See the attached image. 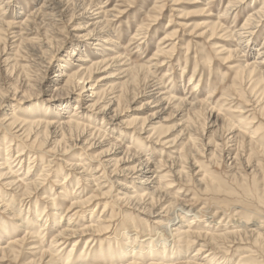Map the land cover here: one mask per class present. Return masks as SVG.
Segmentation results:
<instances>
[{"label": "rangeland", "instance_id": "1", "mask_svg": "<svg viewBox=\"0 0 264 264\" xmlns=\"http://www.w3.org/2000/svg\"><path fill=\"white\" fill-rule=\"evenodd\" d=\"M2 1L0 0V120L11 112L17 118H35L46 113L47 109L48 117L57 120L67 113L72 114L75 112V106H78L76 119L91 128L102 129L108 136V139L101 136L91 139L86 150H83L85 141L80 143L76 136H66V147L61 146L58 153L52 151L45 156L44 161H35L29 175L27 157H23L22 166L20 164L15 167L17 162L13 164L14 175L18 176V179H24L26 182L31 181V178L37 179L42 173L43 163L52 160L53 172L65 168L64 173H72L65 186L68 192H73L74 198L77 197L81 201L89 199L96 190V185L101 184L99 188L103 193L113 188L110 196L124 199L125 193L130 192L128 195H131L132 191L142 193V190H145L142 180L135 179L131 174V170L139 163L140 154L149 158L152 164H160L161 160L172 162L181 154L189 160L186 164H181L179 160L176 165L167 168L159 165L161 171L157 177L152 178L150 187L154 188L149 192L155 191L157 186L164 188L167 183L173 182V185L171 189L155 192L157 198L166 194L167 196L160 205L152 209L153 215L149 216L148 213V209H151L149 205L146 206L148 199L145 200L146 203L139 204L120 202L115 208L116 219L111 223H104L111 220L109 218L115 205V201L112 202L108 197L94 198L83 209L68 210L69 203L75 200L65 195L60 187L64 184V175L61 178H57L59 174L50 175L45 180L43 189L30 192V198L23 196L18 186H5L11 179H0V221H5L9 228L15 231L9 237H1L0 247L7 248L13 240H21L26 232L30 235L22 247H15L16 252L21 253L17 260L9 253L0 254V264H95L93 261L98 259L102 264H128L126 260L135 256L137 264H145L152 259L148 253L150 250L147 249V242L153 240L156 242L155 246H162L166 254L171 256L173 250L177 253L166 262L170 264H242L239 262L242 254L248 256L245 264H264V240L255 243L257 233L264 238V101L259 91L261 85L249 79L246 72H240V67L248 63L258 65L263 62L261 66L264 68V59H260L258 55L260 47H264V19L254 30L250 41L246 42L244 38L248 34L245 32L241 37L235 34L234 39L223 33L211 38L210 26L216 24L225 14L229 0H159L158 2L166 5L159 13L155 11V7L161 4L156 5V0H65V14L61 21L56 22L58 19H52L55 13L46 10L47 8L43 10V14L32 20L36 10L52 0H4L1 3ZM240 1L237 9L224 15L221 20L224 26L234 30V33L240 32L247 20L250 19L249 23H252L251 15L264 5V0ZM96 4L98 6L93 9L101 8L110 14L106 18L109 24L106 25L101 15L93 17L94 13H99L93 9L90 14L80 18V13L77 12L79 6L91 7ZM73 13H76L78 18L70 22ZM155 16L157 20H153ZM19 22L21 26L18 30L12 27L13 25L9 26H19ZM102 22L104 27L106 26V33L100 34L99 26ZM173 33L177 34V39L168 40L169 37L166 36ZM104 36H109L106 41L102 38ZM239 38L242 39L241 42L238 41ZM188 41L191 43L189 50L186 48ZM171 43L175 44L173 52L163 56L157 55L158 50L167 52ZM3 50H6L4 55ZM72 50L88 61L100 59L109 63V67L98 71L92 80L87 81L86 86L97 83L96 91L107 99L121 94L124 96L120 115L114 122L101 120L103 115L99 114V107L87 109L95 100L90 93L91 88H87L82 97L79 90H74L70 98H64L60 102L49 101L56 88V76L61 75L63 70L79 68L78 58L71 57ZM35 55L38 61L35 60ZM204 59H210L208 65L204 64ZM29 60H35V63ZM8 65L23 66V69L7 71L11 68ZM149 68L152 70L149 71ZM223 77L225 82L221 83ZM160 81L163 84L157 85ZM153 84L159 89L155 92H158L156 95L162 90L161 94L170 92L177 100L184 99L185 102L198 104L195 103L192 109L185 105L179 106L178 102L170 106L165 103L154 104L150 95V87ZM196 84L197 88L193 89ZM107 99L104 101L109 100ZM106 104L101 103L100 106ZM63 108L66 110L60 111ZM163 108L166 110L163 111ZM135 120H138L137 123ZM143 121H146L147 126H151L147 129L149 133L138 131ZM186 127L192 130H185ZM153 128L157 129L156 132H153ZM257 128H260V131H255ZM4 131L0 130L2 158L9 154L6 150L10 136ZM187 132L197 138L195 144L189 139L187 142ZM151 134L152 139H148ZM158 138L165 144L158 143ZM114 139L118 140L116 147L111 145ZM12 144L20 145L21 142L14 141ZM126 147L131 150L126 152ZM224 147L230 148L228 153L222 152ZM11 149L9 158L13 161L17 152L22 149H16L15 146ZM211 151L215 156L207 159ZM108 154L110 157L105 159L111 158V166L122 160L114 169L125 170L124 175L113 177L110 174L106 180L101 177L102 173L95 174L96 167ZM237 155H240V159H236ZM74 164L83 165L86 173H82V170H77L76 173L67 171L70 170V165ZM178 166L181 167L177 172ZM165 172L171 175L166 182L163 178ZM79 174H83L89 181H82L80 189L77 190ZM204 175L213 177V182L208 181L209 178L202 181ZM90 176H96L95 183H90ZM124 185L131 189L125 190ZM51 194L54 196L50 199H54L52 202L56 205L45 199ZM106 203L108 207L105 209ZM182 203L190 209V212L182 215V220L175 219L173 213L165 212V208L171 204L176 211L179 210ZM4 204L9 206L8 210L3 208ZM136 207L146 215L135 211ZM201 208L206 211L193 219ZM36 209L42 219L44 216L50 217L49 222L45 224L31 221V228L24 226L35 216ZM13 213L18 215V219H15ZM124 215L132 219L137 229L131 228L132 223L127 224L129 228L122 231L119 238L117 236L123 226ZM100 219L102 224L99 225ZM191 220H194V223L189 228L187 226H190ZM168 221H173L169 224L170 228H160L161 222L167 225ZM69 222L70 228L77 233L62 241L53 258L44 256L41 259L40 255H37V248H43L45 251L51 249L50 244L57 235L56 226H66ZM19 224L22 227L18 226ZM44 224L46 227L42 230L41 226ZM103 224L112 226L103 229ZM243 226L247 231L253 230L255 234L236 238L233 243L230 239L223 241L225 245H219L221 248L217 251H214L217 247L209 244L210 238L188 235L191 243L187 246L179 237H175L177 231L204 233L208 230L209 234L217 235L244 229ZM173 230L177 231L172 237L170 232ZM137 232V236L141 237L139 241L142 242L139 247L134 244ZM182 235L186 237L187 233ZM163 236L167 238L168 246L158 241ZM53 247L56 248L55 245ZM119 247L124 250L121 251L122 254L129 253L127 258L120 260L117 255L110 257L109 254L117 253ZM199 249L203 251L200 252ZM71 253L72 260L68 262ZM159 253H162V249L155 254L157 258ZM79 258L86 259V262L81 263Z\"/></svg>", "mask_w": 264, "mask_h": 264}, {"label": "bare ground", "instance_id": "2", "mask_svg": "<svg viewBox=\"0 0 264 264\" xmlns=\"http://www.w3.org/2000/svg\"><path fill=\"white\" fill-rule=\"evenodd\" d=\"M76 1H78V0H76ZM158 1L159 0H156L155 4L157 5L158 3H160L161 5L156 6L155 7L156 8L155 11L157 10V12L159 13V12L163 11V9L165 8L166 5L165 4H162L161 2H158ZM3 2H4V0L1 3H3ZM240 3H241L240 0H229L228 4L226 6V10L224 12L225 14H223V16L226 15V14H228V13H230L232 10L233 11L236 10L237 9L236 7H238V5ZM0 6H1V4H0ZM66 6L67 5L65 3V0H52L49 4H47V2H45L43 4L42 8H38L36 10V12L34 11L35 12V15L32 18V20H35L36 17H37V15L43 14L44 13L43 10L47 8L46 10H48V11H50L52 13L53 12L55 13V15H54L55 18L54 17L52 18L53 20L58 19V20H55V22L56 21H61V19L63 18L64 14H65L64 12H65ZM97 6H98L97 4L94 5V6H91V7L90 6L85 7V6L81 5V6H79V9L77 10V12H78V14L80 13V15H79L80 18L81 17H85L86 15H88V14L91 13V10L94 7H97ZM93 10H96L94 12H99L97 14L94 13L93 14V17L96 16V15H101V19L106 23V25L109 24L108 21L106 20V18L109 17L110 14L107 11H102L101 8H97V9L95 8ZM46 16H47V11H46ZM223 16H221L219 18V20H218V22L216 24H212L210 26V29L209 30H211V32H212L211 38H214L215 36H217L218 33H223L224 35H227L228 38H233L234 39V37L236 36L235 34H237L238 37H241V34L245 32L248 35L244 39H245L246 42H248V41H250L251 37L253 36L254 30L258 27V24L264 19V5H263V7L259 8V11H257L255 14H252L251 15L253 17V22L252 23H249L250 22V19L247 20L243 24L242 28L240 29V32H238V33H234V30H231L230 28H227V27L224 26V23H222V21H221L223 19ZM150 17H152V16H150ZM76 18H78L76 16V13H73L71 15L70 22H72ZM153 20H157V16L153 17ZM104 22H102V24L99 26V27H101L100 28L101 29L100 34L106 33L105 32L106 31L105 30L106 29V26L104 27V24H103ZM97 23H99V22H97ZM20 24L21 23L19 22V26L18 25H14V24H10L9 26L13 25L12 27H14L15 29L18 30V29H20V26H21ZM7 25H8V22H7ZM25 26H27V25H25ZM22 31H23V29H22ZM94 31H96V29ZM94 31L92 33H94ZM204 33H206V32H204ZM108 37L109 36H104L102 38L105 40V39H108ZM166 37H169L168 40L177 39V34L176 33L169 34ZM1 40H2V38L0 37V41ZM107 41H109V40H107ZM238 41L241 42L242 39L239 38ZM3 45H4V43H3ZM190 46H191V43H190V41H188L187 42V46H186L187 50H189V47ZM77 47H78V45H77ZM170 47L171 48L167 52L166 51H163V50H158L157 55L160 54L161 56H163V55L167 54L170 51L173 52L174 51L175 44L171 43ZM262 50H264V47L263 46L260 47V50H259V53H258L260 59H264V56H262V54H264V52H261ZM5 51L6 50H3V52H2L3 55H4V52ZM235 51H237V49ZM75 56L78 58L77 59V62H80V64L78 65L79 68L77 70H74V69L73 70H63V71L60 72L61 75L56 76L58 78V80L56 82L57 83L56 84V88L53 91V94L54 93L55 94L54 95L52 94V96L50 97L49 101H55V102L58 101V102H60L64 98H68V97L70 98L74 94V92L76 90H79L80 91V94H81L80 97H82L83 92L86 91L87 88H91V92L90 93L92 94V97H95V100H93L94 103L92 105H90L89 107H87V109H90V108L91 109H94L96 107H99V108H97L98 111H99V114L103 115L101 120L107 119L109 122H114L115 120L118 119V117L120 115V107H121V104L123 103L124 96L121 94V95H119L117 97H113L111 99L108 98L109 99L108 100L106 97H104V95L102 96L98 91H96V89H97L96 88L97 83H95V84H88L86 86L87 81L92 80L93 76L98 71H100L102 69H105V68H108L109 67V63L106 60L103 61V60H100V59H98L96 61H88V60L84 59V57H82V55L76 54L75 53V50H72L71 51V57L73 58ZM35 58H36L35 59L36 61L39 60L36 55H35ZM118 59H116V62L118 61ZM9 60H7V61H9ZM35 60H29V61L30 62L31 61L34 62ZM209 60L210 59H204V64L205 65H208L209 64ZM7 61H5V63H7ZM88 63H90V65ZM157 64H158V62L155 63V67L157 66ZM249 64L250 63L245 64V65L243 64L240 67V72H243V73L246 72L247 75H248V77H249V79H252L257 84L261 85V89L259 91H260V93L262 95L261 97H262V99L264 101V68L261 66L263 64V62H261L258 65H249ZM16 65H13V66H9L8 65L11 68L8 69L7 71H11L12 70V72H13L14 70L17 71V68L18 69H21L23 67V66H20L19 67V65L17 67ZM147 69L148 68H146V71H147ZM150 70H152V69L149 68V71ZM20 71H22V70H20ZM194 74H195V71H194ZM194 74L192 75V78L194 77ZM11 75H12V73H11ZM149 75H151V74H149ZM153 75H151V76H153ZM192 78H191V80H192ZM220 81H221V83L225 82V78L223 77L222 80H220ZM15 82L16 81H14V83ZM160 83H161V81L159 83H156V84L158 85ZM161 84H163V83H161ZM155 86L156 85L153 84L150 87V92H151L150 95H151V98H153V103L154 104L157 103L159 105H162V104L165 103L166 105L170 106V104H172L174 102H178V105L179 106L185 105L186 107L187 106L189 107L188 109H192L195 106V103H197V102H195V103L185 102V101H183L184 99L177 100L170 92H165V93H162L161 94V91L162 90L159 91V93H160L159 95H156L158 92L157 93H155V92L158 91L159 89H157V87H155ZM197 86H198V84L194 85L192 88L195 89V88H197ZM16 91H18L17 90V87H16ZM4 98H6V96ZM104 99L105 100L107 99L108 101H104ZM101 103H107V104L106 105H103V106H100ZM59 106L61 107L62 105H59ZM58 109H60V108H58ZM78 109H79L78 106H75V110H74L75 112H73L72 114H70V113L68 114L67 113L66 116H64L61 119H57V120H53L50 117H48L49 116L48 109H47V112L44 113L43 115L37 116L35 118H27V119L17 118V117L14 116V114L12 112L10 114H6L7 116L3 120H0V130L2 129L4 131L6 129L5 130L6 133L10 136V139H8L9 141L7 142L8 146H7V150H6V153H9V154H6L5 155L6 156L5 158L4 157L2 158L0 156V171L5 170V172H0V179H11L10 181H8V182L5 183V186H7V187L18 186L17 188L18 189H21V192L23 193L22 195L30 198L31 197L30 196V194H31L30 192L31 191L36 192L39 189H43V184H44L45 180L50 175L59 174V176L57 178H61V176L64 175L63 176V179L65 181H64V184H61L60 187H62V190H63V192H64L65 195L70 196L71 198H73L75 200V201H72V202L69 203L70 206H69L68 210H73V209H76V208H82L83 209L84 206H87L94 198H97V197H108L107 199L112 200V202L115 201L114 202L115 203L114 208L112 209L111 216L109 218L111 220H108L107 222H104V223H111L112 220H115L116 219L115 216H114V213H116L115 208H116V206L120 205V202L127 203V204L128 203H132V202H134V203L136 202V204H139V203H143V202L146 203L145 200L148 199L146 206L148 207V205H149L151 207L150 210L148 209V211H149L148 213H149V216L150 215H153L154 213H153L152 209L154 210L155 207H157L158 205H160L163 202V200L165 199V197L167 196V194H166V195H162L159 198H157V197H155V192L156 191H163L164 189H169L173 185V182L172 183H167L164 188L163 187H160V186H157V188H156L155 191L149 192L150 189L154 188V187H150L151 184H152V182H151L152 178L157 177L159 171H161L159 169V165L161 164L162 165L161 167H166L167 168L170 165H172V166H173V164L176 165L177 164V161H179V160H180V163L181 164H186L188 162V160H189L186 156H182V154H181V155L178 156V159L177 160L174 159L172 162H171V160H170V162H167V161L166 162H162V160H161V161H159L160 164L159 163L152 164V162H151V160L149 158H146L145 155H141L140 154L139 155V163L133 168V170H131V174L133 175V177L135 179L142 180L141 183L145 186V188H144L145 190H142L143 191L142 193L132 191L131 192L132 193L131 195H128V193H130V192L125 193L124 194V197H125L124 199L117 198V196H110V195H112L111 193L113 191V188H110L109 191L103 193L102 192V189L99 188V186L101 184L96 185V190L92 193V196L89 199H86V200L81 201V199H78L77 197L74 198L72 196L73 192L72 193L71 192H68L67 191V187L65 186L66 181H68L69 177L72 176V173L71 172L70 173H67V174H66V172L64 173L63 171H66L65 168H59V170H56L55 172H53L52 171V168H51V166L53 164L52 160H49L48 162L45 161L43 163L44 165H43V170L41 171L42 173L40 175H38V178L37 179L31 178L30 179L31 181L26 182L24 179L23 180H20V179H18V176L16 177L14 175V171H13V168H12L13 167V164H15L17 162V164L15 165V167H17L20 164L22 166L23 157H27L28 158V161H29L28 162L29 163V166H28V172H27V174L29 175L30 174V171H31V166L34 164L35 161H44L45 160V156H48L49 153H51L52 151L55 152V153H58L60 147L65 144L66 136H69V137L70 136H76L77 140L80 141V143H82L83 141H85V143H83V150L84 149L85 150L88 149L89 146H87V145H88V143H90L89 141L91 139H94V138H97V137H100V136L103 137V139H108V136L106 135V132L105 131H102V129H96V127L91 128L90 125H86L85 123L77 120L76 119V115H77L76 111ZM263 109H264V106H263ZM65 110L66 109L63 108L60 111H65ZM164 110H166V108H163V111ZM211 110H210V112H211ZM137 121L138 120H135V123H137ZM132 124H134V123H132ZM132 124H130V125H132ZM127 127H134V126H127ZM150 127H151L150 125L149 126L146 125V121H143L142 125L139 126L138 131L140 133L147 132V129L150 128ZM186 129L188 131H191L192 130L190 127L189 128L186 127L185 130ZM156 130H157L156 128H153V132H156ZM255 131H260V128H257ZM147 133H149V132H147ZM187 135H188L187 142H188V139H189V141L192 144H195L197 138H194V134H192L190 132H187ZM151 137H152V134L149 135V138L148 139H152ZM233 138L235 139L236 136H234ZM158 139H159V140H157L158 143L159 142H162V143L165 144V142H163L161 138H158ZM5 141H7V137L5 138ZM14 141H19V142H21V144L20 145L12 144ZM117 142H118V140L117 139H114L112 141V143H111L112 147H116L117 146L116 145ZM173 143H175V141H173ZM215 144H217V143H215ZM12 146L13 147L15 146L16 149H22V150H20V151L17 152L16 158L13 161H12V158H9V156L11 155L10 153L12 151V149H11ZM64 146L66 147V145H64ZM73 146H77V145H74L73 144ZM216 146H215V148H216ZM50 147H51V149H49ZM192 147H194V146H192ZM130 150H131V148H129V147H126L125 148V151L126 152H128ZM229 150H230V148H228V147L222 148V152L228 153ZM25 152H26V154H25ZM214 154L211 151V154H209L206 158L209 159L210 156L212 157ZM109 157L110 156L108 154L104 158H102V160L100 161V163L96 167L97 170H96L95 174L102 173L101 177L105 178L106 180H108V177L110 176V174L113 177H116V175L119 176V177L121 175H124L125 170H123V171H120V170L119 171H116L115 170L116 167L118 166L119 162L121 163L122 160L116 161L117 163H115V164H113V166H111V162H112L111 161V158L110 159H105V158H109ZM236 159H240V155H237L236 156ZM70 166H71V168H69L70 170H67V171H74L76 173L77 170H82V173H86V169H85V167L83 165L74 164V165H70ZM179 167H181V166H178L177 167V172H178V168ZM169 168H171V167H169ZM200 168L201 167H199V171L201 170ZM63 169H65V170H63ZM182 171H184V170H182ZM179 173H181V172L179 171ZM169 174H170L169 172H165V175L163 176V178H165V182L166 181H169L167 179V178H169L171 176V175L169 176ZM79 175H80V177L77 180V185H78L77 190L80 189L79 187L81 186V182L82 181H89V180L85 179L82 176L83 174H79ZM90 177L92 179V180H90V183H92V184L95 183L96 180H94V179L96 178V176H90ZM205 178H209L208 181H211V182H213V179H214L213 177H208V176H205L204 175L202 181H205L206 180ZM56 180H58V179H55V181ZM55 181H54V184H55ZM57 182L60 183L59 181H57ZM150 182H151V184H150ZM124 186H125V188H124L125 190L131 189L127 185H124ZM53 196L54 195L51 194L48 198H45V199L49 200V202L50 201L52 202V201H54V199H50V197H53ZM115 198H116V200H115ZM78 200H80V201H78ZM0 203L2 204V202H0ZM52 204L53 205H56V203H54V202H52ZM2 206H3V208L5 210H8L9 209V206L8 205H5L4 204ZM107 207H108V203L105 204V209ZM173 208H174V205L171 204L170 206H168V208H165L166 209L165 212L168 213V214L169 213H173V216H174L175 219L182 220V215L185 212L186 213L190 212V209H188V207L184 203H182L181 206H179V210H177V211H176V208H174V209ZM135 209H136L135 211H140L141 212V209L138 210L137 207ZM203 209H205V208H201L200 210H198L196 212V214H195V217L193 219L197 218L198 215H200L202 212L206 211V210H203ZM34 211H35L34 212V215L35 216L33 218H30V220L28 222H26V224L24 226H28L29 228H31V225L33 224V223H31V221H33V222H44L45 224L49 222V220H50L49 218L50 217L44 216V218L42 219L41 216L38 215V210L36 209ZM21 212H22V209H21ZM44 213H46V210L44 211ZM141 213L145 214L144 212H141ZM13 216L16 217L15 219H18L17 218L18 215H16V214L13 213ZM73 216H75V214H73ZM122 219H123V226L120 229L119 236H117L119 238H120L121 232L122 231H125V230H127V228H129L128 227L129 225H127V224H131L133 222L131 218H129L128 216H125V215H124V217ZM170 222H173V221H168L167 225L166 224L163 225V223L161 222L160 223V225H161L160 228H164V229L170 228L169 227ZM98 223H99V225L102 224L101 219H100V221ZM133 223H132V227L131 228H136V226ZM193 223H194V220L193 221L191 220V222H189V225L190 226H187V227H189V228L192 227L191 225ZM45 224L43 226H41V229L42 230H43V227H46ZM36 225H35V227H36ZM0 226H1L0 227V230H1L0 231V233H1L0 234L1 235L0 236V241L3 238L2 236L5 235V236H8L9 237V236H11V235H13L15 233L14 230H11L9 228L8 224L5 221H3V222L0 221ZM18 226L22 227L21 224H19ZM111 226H112L111 224L104 225V227H102V228L103 229H109ZM88 227L91 228V226H88ZM207 227L209 228L210 225H208ZM244 227L245 226H243V228ZM56 228H57V230H56V232H57L56 234L57 235L54 237V240L52 241V244H50L51 245V249L45 251L43 248H40V247L37 248V255H40V258L41 259H43L44 256H49L50 258H53L54 257V254L58 251L57 248L60 247L62 241H65L66 238H67V236H74V234L77 233L72 228H70V222L66 226L57 225ZM115 228H116V226H115ZM176 231L177 230H173L172 232H170V234H171L172 237L175 236V235H172V234H174V232L176 233ZM82 233H84V232H82ZM182 233H187L186 237H182L183 236ZM137 234H138V232L135 234V237H134L135 247H139L141 245V243H142V242L139 241L141 237H138ZM214 234H216V233L209 234V231L208 230L207 231H204V233H198V232L190 233L189 231H187V232L177 231L175 237H179L180 238L179 240L182 241L183 243H186L187 246L190 245V243H191L190 238L187 237L188 235H192V237H195L196 236L197 238L202 237V236L205 237V238H207V239L210 238V243L209 244L210 245L212 244V245H214V247H217V248H214V251L215 250L217 251L218 249L221 248L219 245H225L224 243H222L223 241H227V240L230 239V240H233V241H231L233 243L236 240V238H242L243 236L244 237L253 236L255 234V232L253 230H248L247 231V229L244 228V229L236 230V231H230V232L229 231L228 232L226 231L223 234L222 233L221 234H217V235H214ZM258 234L259 233H257V239L255 240V243H258L260 240H262V241L264 240L263 236L261 234H259V235ZM29 236L30 235L26 232L25 237H23L21 240H17V239L16 240H13V242H10L8 244V247L7 248H1L0 247V254H4L5 255V253H9V254H11V256L13 255L14 258L17 260L20 257V254L21 253L18 252V251L16 252L15 247H18L17 245H19L20 247H22L26 243L27 237H29ZM245 239L247 240V238H245ZM147 241H149V240H147ZM158 241L162 245L168 246V244H167L168 241H167V238L165 236H163V238H159ZM209 244H207V245H209ZM54 245L56 246V248H54V247L52 248V246H54ZM147 245H149V246H147L148 247L147 249L150 250V251H148V253H149V255H150V257L152 259L148 263H145V264H170V263H166V262H168V259L170 260V257L172 255H174V256L177 255V253L174 250L171 252V256L168 253L166 254V252L164 251V248H161L162 246L161 247H156L155 246L156 245L155 240L147 242ZM122 249H123L122 247L121 248L119 247V251L117 253H113L111 251L112 254H109L110 257H114L115 255H117V256L120 257V260H122L124 258H127L129 256V253L126 252V253H123L122 254L121 253ZM160 249H162V253H159L158 254L159 255V258H157L158 256L155 255V254L158 253V252H160ZM198 251L202 252L203 250L202 249H199ZM70 252H73V251L70 250ZM83 253H81V255ZM101 255L102 256H105V254H101ZM135 257L134 258H131V259H128V260L125 259V260H126V262H128V264H137L136 262H138V261H136L137 259ZM247 257L248 256L242 254L241 255V259H240L239 262H241L242 264H245L248 261L247 260L248 259ZM104 259H107V258H104ZM70 260H72V253L70 254V256H68L67 261L69 262ZM98 260L93 261V262L95 264H100L101 261L99 260L100 262L98 263ZM205 260H206V257H205ZM79 261H81V263H85L86 262V259L79 258ZM121 262L122 261H120V263ZM101 264H102V262H101ZM141 264H144V263H141Z\"/></svg>", "mask_w": 264, "mask_h": 264}]
</instances>
